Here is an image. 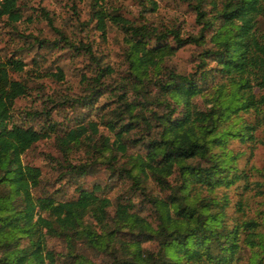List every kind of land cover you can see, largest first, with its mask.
Wrapping results in <instances>:
<instances>
[{"label":"trees","instance_id":"16d2710c","mask_svg":"<svg viewBox=\"0 0 264 264\" xmlns=\"http://www.w3.org/2000/svg\"><path fill=\"white\" fill-rule=\"evenodd\" d=\"M107 1L89 0L91 17L102 35L107 20L124 31L127 65L116 85V105L100 114L99 123L110 136L98 134L91 120L57 134L48 121L50 110L40 112L46 125L39 129L12 123L14 100L27 93V85L10 73L23 72L25 64L0 56V264H55L57 256L62 264H238L242 246L256 250L261 233L255 220L227 214L225 190L239 182L249 185L228 137L250 140L264 125V93L251 90L264 91V0H180L199 25L196 35L183 37L176 28L157 32L135 25L106 10ZM147 9L155 11L156 4L150 1ZM1 18H20L16 0H0ZM186 43L208 44L197 54L193 70L180 74L166 68L165 60ZM92 62L93 76H82L86 93L67 99L70 105L91 108L101 79L113 74L110 66H99L96 58ZM54 75L63 78L59 69ZM227 84L234 86V101L223 106L218 93ZM128 93L136 100H128ZM198 96L203 108L193 102ZM251 110L253 123L228 131L235 125L229 126V118ZM51 133L68 172H88L90 163L68 162L70 154L84 148L92 160H104L110 172L130 181L129 189L141 196L151 220L128 197L116 199L110 215V201L95 186H78L75 198L63 201L34 197L40 171L23 164L21 156ZM131 147L137 151L128 153ZM118 157H124L121 164ZM148 180L157 194L150 193ZM218 189L223 191L218 194ZM46 238L62 241L65 253L48 249ZM79 247L103 260L93 262Z\"/></svg>","mask_w":264,"mask_h":264},{"label":"rangeland","instance_id":"374dc122","mask_svg":"<svg viewBox=\"0 0 264 264\" xmlns=\"http://www.w3.org/2000/svg\"><path fill=\"white\" fill-rule=\"evenodd\" d=\"M150 1L156 4L155 11L147 9ZM16 5L20 12L18 20L9 22L0 19V56L13 57L25 64L23 72L10 73L12 79L27 85V93L14 100L11 122L39 129L46 125L40 112L50 110L48 121L55 124L54 131L57 134L91 120L97 123L98 134L110 136L99 120L102 108L116 105V85L126 74L124 31L107 20L102 35L91 17L89 0H16ZM105 7L135 25L142 24L157 32L176 28L183 37L187 34L196 35L199 30L193 11L180 0H109ZM37 40L43 42L37 44ZM166 40L173 44L170 35ZM207 46L186 43L165 60L164 66L176 73L187 74L196 64L197 54ZM93 58L99 61V66H110L113 74L101 79L100 95L96 101H92L91 108L70 105L67 99L81 98L86 93L82 76H93ZM58 69L62 72L61 80L54 75ZM233 88L227 84L218 93L223 106L234 101ZM251 90L255 95L264 93L255 86ZM133 98L136 100L137 96L127 94L128 100ZM193 102L201 108L205 105L199 96ZM255 118L253 110L239 111L236 116L229 118V126L233 122L235 125L228 131L232 132L240 123H253ZM53 135L51 133L49 137L38 140L21 156L23 164L36 166L40 171L39 182L31 190L34 197L50 195L57 201H63L75 198V188L78 186L87 190L95 186L98 188L97 194L110 201V215L116 199L128 197L136 208L143 207L139 214L151 220L146 208L141 206V196L129 189L130 181L116 170L110 172L104 160H92L94 157L86 155L84 148L70 154L68 162L74 166L90 163L88 172L79 175L68 172ZM228 139V148L231 153L239 155L237 167L245 171L249 185L243 187L239 182L237 186L225 190L229 198L227 214L232 218L255 220L258 223L256 232L261 233L260 246L256 250L242 246L238 264H264V125L253 132L250 140ZM136 151V147H131L128 153ZM117 160V164H121L124 157H118ZM147 186L150 187V193L157 194L158 190L150 180ZM222 191L218 189V194ZM237 200L241 202L240 207H233L232 204ZM46 246L57 255L65 253L64 243L58 239L46 238ZM143 246L152 245L144 243ZM79 248L93 262L103 260L94 251ZM57 257L55 264H62L61 256Z\"/></svg>","mask_w":264,"mask_h":264}]
</instances>
